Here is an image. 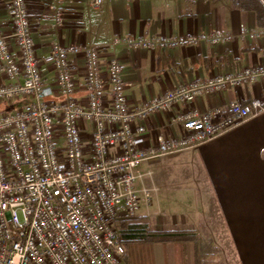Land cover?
<instances>
[{"label":"built area","instance_id":"2783aa9c","mask_svg":"<svg viewBox=\"0 0 264 264\" xmlns=\"http://www.w3.org/2000/svg\"><path fill=\"white\" fill-rule=\"evenodd\" d=\"M101 0H95L99 5ZM12 50L0 28V264H124L118 222L150 206L158 188L148 185L143 163L197 149L264 113L260 100L232 101L205 112L188 109L175 121L182 134L146 139L143 121L204 95L264 81V66L247 67L180 84L132 110L123 66L100 47L53 44L51 63L60 100L47 99L26 0H9ZM246 30L241 28V35ZM224 33L116 39L110 47L169 50L202 42L216 45ZM85 59L83 89L71 60ZM21 103V104H20Z\"/></svg>","mask_w":264,"mask_h":264},{"label":"crops","instance_id":"0c3cea01","mask_svg":"<svg viewBox=\"0 0 264 264\" xmlns=\"http://www.w3.org/2000/svg\"><path fill=\"white\" fill-rule=\"evenodd\" d=\"M236 3L237 0H101L95 5V0H26L47 99L60 100L51 63L53 44L100 47L103 65L112 56L117 58L123 66L125 94L132 110L180 84L264 66V26L258 25L255 11L241 10ZM8 11L9 0H0V28L17 53ZM242 27L246 30L244 36ZM214 33H224L230 39L216 45L202 42L169 50L110 47L116 39ZM71 62L81 87L76 98L82 101L85 59L79 55ZM10 82L0 74V84ZM253 100L264 105V81L228 87L192 104L177 105L170 112L151 114L143 121L147 143L154 144L158 135L179 137L182 127L175 118L184 110L205 112L226 107L232 101L248 104ZM181 154L192 159L191 170L170 168L146 183L159 191L163 183L173 182L185 196L191 191L192 197L185 202V196L178 195L180 206L170 213L164 210L167 199L157 193L150 206L140 209L144 213L135 215L151 217L160 230H192L196 240L154 243V247L162 246V257L155 258V263L264 264V113L178 155ZM187 182L192 183L191 190L183 189Z\"/></svg>","mask_w":264,"mask_h":264},{"label":"trees","instance_id":"16d2710c","mask_svg":"<svg viewBox=\"0 0 264 264\" xmlns=\"http://www.w3.org/2000/svg\"><path fill=\"white\" fill-rule=\"evenodd\" d=\"M236 6L241 10L255 11L258 25L264 26L262 22L264 19V0H237ZM13 109L14 106H9L6 103L0 105L1 112ZM117 226L119 242L125 249L124 261L126 264H147L144 261V256L154 243H181L196 240L192 230H156L150 220L141 217L120 220Z\"/></svg>","mask_w":264,"mask_h":264},{"label":"rangeland","instance_id":"374dc122","mask_svg":"<svg viewBox=\"0 0 264 264\" xmlns=\"http://www.w3.org/2000/svg\"><path fill=\"white\" fill-rule=\"evenodd\" d=\"M0 116H1V114H0ZM179 167H181V170H191L193 167L192 159L191 158L186 159V157H184L182 154L181 155L177 154V155L166 156V157H163L159 160H156V161H153L150 163H143L139 167V170H140V172H143V173L147 172V171H151L153 173L152 178H154L160 174L163 175L164 173L167 172V170L170 171V168H179ZM183 184L185 186V188H183V189L189 188V190H191V188H190V186H192L191 182H187V183H183ZM189 190H187V191H189ZM158 193H159V196H160V194L161 195L163 194V197L165 199H167L168 202L166 201L167 205L164 207V210L167 211V209H168V211H170V213H171V211L174 212L176 210V208L180 206L179 205L180 201L178 200L179 199L178 195L185 196L184 195L185 192L182 193L179 190H177V187L175 184H173V182H169V183L166 182V184L163 183V186L161 188L159 187ZM180 193H182V194H180ZM191 195H192L191 191L186 193V196L184 198L185 202H188V200L192 197ZM142 213H144V209L142 211L141 210L137 211L135 214L137 215V214H142ZM135 214L130 216L128 219L139 218V217H136ZM140 217L148 219L146 216H140ZM149 219H150V222L152 223L153 228L156 230H160L159 227L155 226L153 219H151V217H149ZM152 245L150 246V248L148 249L147 252L145 251L146 253L144 256V261L147 264H156L155 258L160 259L162 257L161 256L162 250L160 248L162 246L160 244H158V245L155 244V247ZM156 247H159V251L156 250V249H158ZM154 250L158 251L157 255L154 254ZM124 264H126L125 261H124Z\"/></svg>","mask_w":264,"mask_h":264}]
</instances>
